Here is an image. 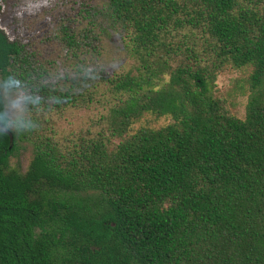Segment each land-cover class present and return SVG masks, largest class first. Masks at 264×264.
Wrapping results in <instances>:
<instances>
[{"label":"trees","instance_id":"obj_1","mask_svg":"<svg viewBox=\"0 0 264 264\" xmlns=\"http://www.w3.org/2000/svg\"><path fill=\"white\" fill-rule=\"evenodd\" d=\"M44 8L63 73L0 27V122L13 137L9 148L0 132V264H264V0ZM107 55L127 69L100 68ZM231 69L248 74L242 119L215 95ZM5 86L25 107L10 123ZM94 104L86 127L49 126ZM145 117L168 122L134 129ZM18 142L32 152L23 174L8 165ZM86 192L107 209L55 217L61 196Z\"/></svg>","mask_w":264,"mask_h":264},{"label":"rangeland","instance_id":"obj_2","mask_svg":"<svg viewBox=\"0 0 264 264\" xmlns=\"http://www.w3.org/2000/svg\"><path fill=\"white\" fill-rule=\"evenodd\" d=\"M4 0L2 2V13L0 14V27H2L10 37L15 35L17 30L19 35L33 42V45L42 53L43 56L54 59L59 65V72L63 73L66 69L61 53L57 45L51 41H44L51 31V17L48 16L45 6L49 0ZM113 47H110L112 49ZM108 56V55H107ZM128 61L123 56H108L107 60L99 62L100 68L106 72L113 73L119 71ZM216 97H219L224 106L237 118L242 119L245 114V106L248 97V74L241 70H228L217 77L216 80ZM5 101V113L9 123L16 117L21 116L25 111L23 103V93L20 89H12L5 86L2 89ZM101 112V107L97 104L84 107L80 110H68L63 114L55 115L48 121L49 126L57 132L67 133L72 130L86 127L91 121L97 119ZM166 118L154 119L145 117L134 125V129L139 126L161 127L166 125ZM32 157L31 147L23 142H18L15 152L9 157L8 165L10 168L17 170L21 174L25 173ZM66 199L67 204L64 207L56 208L55 217H63L68 211H75L79 214L95 215L94 212H103L107 209L102 202L101 197L96 192L79 193L61 196ZM57 198L55 204L60 201ZM52 214V212H51Z\"/></svg>","mask_w":264,"mask_h":264},{"label":"water","instance_id":"obj_3","mask_svg":"<svg viewBox=\"0 0 264 264\" xmlns=\"http://www.w3.org/2000/svg\"><path fill=\"white\" fill-rule=\"evenodd\" d=\"M0 132L7 133V134L9 135V138H10V147H9V148H11L12 145H13V137H12V135L10 134L9 130H8L6 127H4V126L1 124V122H0Z\"/></svg>","mask_w":264,"mask_h":264},{"label":"flooded vegetation","instance_id":"obj_4","mask_svg":"<svg viewBox=\"0 0 264 264\" xmlns=\"http://www.w3.org/2000/svg\"><path fill=\"white\" fill-rule=\"evenodd\" d=\"M76 264H78V263H76Z\"/></svg>","mask_w":264,"mask_h":264}]
</instances>
